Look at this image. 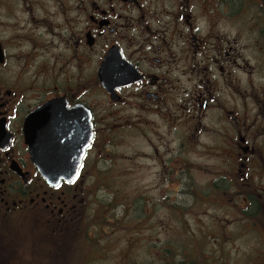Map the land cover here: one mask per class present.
<instances>
[{
  "label": "flooded vegetation",
  "instance_id": "flooded-vegetation-1",
  "mask_svg": "<svg viewBox=\"0 0 264 264\" xmlns=\"http://www.w3.org/2000/svg\"><path fill=\"white\" fill-rule=\"evenodd\" d=\"M0 1V264H76L105 211L95 179L118 161L129 174L150 162L188 196L198 152L199 198L264 219V0ZM50 103L33 126L93 127L57 186L25 134Z\"/></svg>",
  "mask_w": 264,
  "mask_h": 264
},
{
  "label": "rangeland",
  "instance_id": "rangeland-1",
  "mask_svg": "<svg viewBox=\"0 0 264 264\" xmlns=\"http://www.w3.org/2000/svg\"><path fill=\"white\" fill-rule=\"evenodd\" d=\"M188 160L196 181L188 196L183 185L159 175L150 162L142 169L136 165L132 174L124 161L105 165L111 171L95 179L97 207L105 211L89 231L95 238L81 243L76 264H264V219L201 200L209 196L205 160L198 152ZM174 198L190 207H180L177 214L169 207Z\"/></svg>",
  "mask_w": 264,
  "mask_h": 264
},
{
  "label": "water",
  "instance_id": "water-1",
  "mask_svg": "<svg viewBox=\"0 0 264 264\" xmlns=\"http://www.w3.org/2000/svg\"><path fill=\"white\" fill-rule=\"evenodd\" d=\"M57 106L50 103L38 109L28 117L25 126L32 159L52 186L75 179L93 139L92 126H33L48 121L53 115L52 108Z\"/></svg>",
  "mask_w": 264,
  "mask_h": 264
},
{
  "label": "trees",
  "instance_id": "trees-1",
  "mask_svg": "<svg viewBox=\"0 0 264 264\" xmlns=\"http://www.w3.org/2000/svg\"><path fill=\"white\" fill-rule=\"evenodd\" d=\"M190 264H193V263H190Z\"/></svg>",
  "mask_w": 264,
  "mask_h": 264
}]
</instances>
